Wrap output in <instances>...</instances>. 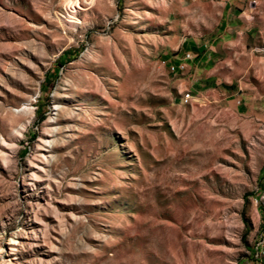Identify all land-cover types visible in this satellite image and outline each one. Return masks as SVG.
I'll use <instances>...</instances> for the list:
<instances>
[{"label":"rangeland","instance_id":"rangeland-1","mask_svg":"<svg viewBox=\"0 0 264 264\" xmlns=\"http://www.w3.org/2000/svg\"><path fill=\"white\" fill-rule=\"evenodd\" d=\"M218 15L0 0V264H264V39L168 61Z\"/></svg>","mask_w":264,"mask_h":264},{"label":"crops","instance_id":"crops-1","mask_svg":"<svg viewBox=\"0 0 264 264\" xmlns=\"http://www.w3.org/2000/svg\"><path fill=\"white\" fill-rule=\"evenodd\" d=\"M218 12L217 31L212 39L183 41L168 61L175 67L183 65L186 72L193 66L207 69L216 65L220 54L229 45H255L256 38L264 39V0H211ZM188 55V56H187Z\"/></svg>","mask_w":264,"mask_h":264},{"label":"built area","instance_id":"built-area-1","mask_svg":"<svg viewBox=\"0 0 264 264\" xmlns=\"http://www.w3.org/2000/svg\"><path fill=\"white\" fill-rule=\"evenodd\" d=\"M178 69L183 70L184 69V66L183 65H179V67H175L174 65L171 66V71H173V72L174 71H177ZM189 95H190V93L187 92L185 94V98L187 99L189 97ZM260 202H261V204H264V193L260 197ZM260 251H264V248H262Z\"/></svg>","mask_w":264,"mask_h":264},{"label":"bare ground","instance_id":"bare-ground-1","mask_svg":"<svg viewBox=\"0 0 264 264\" xmlns=\"http://www.w3.org/2000/svg\"><path fill=\"white\" fill-rule=\"evenodd\" d=\"M262 205H264V204H262Z\"/></svg>","mask_w":264,"mask_h":264}]
</instances>
